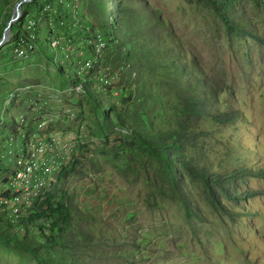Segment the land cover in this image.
<instances>
[{"label": "rangeland", "instance_id": "rangeland-1", "mask_svg": "<svg viewBox=\"0 0 264 264\" xmlns=\"http://www.w3.org/2000/svg\"><path fill=\"white\" fill-rule=\"evenodd\" d=\"M17 1L0 0L3 28ZM142 2L175 35L185 55L183 60L202 78L204 87L212 88V106L221 112L233 110L239 118L220 123L208 116L199 117L186 152L212 172L226 173L241 167L245 174L232 181L231 187H240L245 200L236 202L220 196L219 212L205 198L202 182L182 172V184L199 215L190 213L160 163L138 145L130 144L133 136L123 126H117L107 137L95 135L92 106L76 82H62L57 73L58 64L66 71H85H81V64L90 40L75 36L77 27L67 21L64 26L71 33L62 37L65 29L58 28L51 11L27 29L51 42L59 38L55 46L67 55L60 52L49 61L27 45L23 50L29 57L24 58L15 52L11 31L0 44V76L7 82L6 92H19L6 113L17 116L26 112L28 122L41 120L45 131L50 126L69 132L72 157L77 161L66 178L62 171L58 175L56 171L51 183L37 194L39 198L34 200L37 195H33L23 202L14 218L31 214L39 204L46 208L48 201L60 200L65 193L84 212L74 214L75 222L90 235V241L81 239L83 242L76 244L73 258L78 264H264V46L250 35L228 33L222 21L199 0ZM239 6L264 35V0H240ZM76 8L79 13L81 5ZM29 15L35 13L30 9ZM160 34L164 36L165 30ZM112 58L113 52L107 62L100 58L84 73L92 75L96 92L119 106L130 97L132 110L144 98L140 95L141 101H136L134 92L138 96L139 91H147L143 113L149 114L156 128L174 126L177 98L166 84L169 74L164 67L143 56L133 63ZM130 70L136 72V79L129 77ZM113 71L120 72L119 76L102 82ZM126 124L131 122L126 120ZM3 149L4 145L0 146V153ZM56 181L60 183L54 190ZM9 208L0 205V213L6 214ZM47 221L45 217L35 220ZM11 230L23 233L25 228L14 226ZM0 264L36 263L0 241Z\"/></svg>", "mask_w": 264, "mask_h": 264}, {"label": "trees", "instance_id": "trees-1", "mask_svg": "<svg viewBox=\"0 0 264 264\" xmlns=\"http://www.w3.org/2000/svg\"><path fill=\"white\" fill-rule=\"evenodd\" d=\"M199 1L213 11L222 21L228 33L237 36L250 35L264 46V35L255 29L256 26L251 21L246 19L243 8L239 6L240 0ZM78 4L79 7L81 5L79 13L76 8ZM30 9L35 15H29ZM51 11V19L57 23L58 28L65 29V31L63 30L65 33L61 32L62 37H65L66 32L71 33L64 26L67 21L70 26L77 27L75 36L85 37L86 42L90 40V44L85 42L88 54L84 58L90 57L92 61L86 64L85 71L100 58L107 62L109 55L113 52L112 59L127 60L129 63H133L138 56L150 58L154 63L164 67L169 74L166 84L173 89L177 98L175 125L156 128L149 114L143 113L147 107L144 105L145 97L149 95L147 91H139L138 96L134 92L136 101H141L140 95L144 98L141 104L130 110V97L125 98L124 103L119 106L116 102L105 99L96 92L93 87L92 75H85V71L81 73L76 70L66 71L57 63L60 80L62 82L69 80L80 85L82 96L92 106L95 135L107 137L117 126H123L125 131L133 136V141L130 144L138 145L160 163L166 179L174 188L173 191L190 213L199 215L196 207L193 206L192 198L189 197L182 184L180 178L182 172L191 179L202 182L205 198L219 212H221L218 208L220 196L236 202L245 200L246 195L240 187H235V189L231 187L232 181L245 174L241 167L226 173L212 172L206 165L198 163L193 156H189L186 152V144L191 143L194 138L193 130L199 117L208 116L213 121L220 123L237 121L239 118L235 116L233 110L221 112L212 106L211 99L214 95L212 88L204 87L205 83L202 78L193 72V68L183 60L185 55L182 54L181 46L175 35L164 28L163 21L158 14L142 0H28L23 3L22 16L12 24L11 38L14 40V47L20 49L31 45L39 57H45L52 61L54 56L61 52V49L53 46L47 38H41L36 33L32 34L27 29L31 20L34 21L35 24L32 25L34 26L39 22L40 16ZM2 30L3 27L0 26V37ZM162 30H165L164 36L160 34ZM98 36L102 37L105 42L101 53L96 51L95 43ZM55 39L59 40V38ZM149 41L156 44H149ZM77 50H82V48H77ZM62 53L67 55L66 51H62ZM119 74L120 72L117 71L115 76L117 77ZM131 76H134L135 79L138 77L135 71L130 70L129 77ZM110 80L112 78L107 76L102 82L109 83ZM6 84V80L0 76V105L2 107H4L5 98L10 92H6ZM17 96L12 98V104L7 106V109L13 106ZM17 116L0 113L1 130L3 135H10L14 139H21L24 142L35 123L33 120L28 122L26 117L23 131H19L16 122ZM126 120H129L131 124H126ZM48 130H53V128L48 126ZM76 158L72 157L62 164L63 169L60 167L56 170L57 175L62 171V176L66 178L74 170ZM13 169V162L0 153V177ZM59 183L53 182L54 190ZM38 198L37 195L33 199ZM222 209L225 210L223 206ZM32 210L31 214H26L18 219L8 213H0V241L14 246L36 264H78L73 258L77 251L76 244L84 240L90 241V235L86 232L87 229L75 222L74 214H77L78 211L80 214L84 212L79 210L76 204L70 202L65 193H62L60 200L48 201L46 208L39 204ZM80 214L78 217L85 219ZM41 217L48 220L46 224H44L45 222H35ZM14 226L23 227L25 231L23 233L12 231L11 228ZM30 227H33L37 232H31Z\"/></svg>", "mask_w": 264, "mask_h": 264}, {"label": "built area", "instance_id": "built-area-1", "mask_svg": "<svg viewBox=\"0 0 264 264\" xmlns=\"http://www.w3.org/2000/svg\"><path fill=\"white\" fill-rule=\"evenodd\" d=\"M33 24L35 23L31 20L29 26ZM51 43L54 46L57 40L54 39ZM104 43L103 38L98 36L95 43L97 52L101 53ZM23 49L15 48L16 54L24 58L29 57L28 52ZM85 59L82 61L81 71L86 68V64L92 61L90 57H87L84 64ZM116 74L117 72H113L109 77L114 78ZM18 94V91L13 90L8 93L1 114L6 113L7 106L12 104V98ZM26 117V112L16 117L19 131H23ZM1 123L2 121H0V142H3L0 146L4 145L1 155L13 162L14 169L0 177L3 186L0 190V205L10 206L7 213L14 217L18 214L23 202H28L31 196L38 194L50 182V177L54 172L72 158L73 147L68 140L71 138L69 132L56 129L45 131L46 124L41 120L34 124L24 142L21 139L14 140L9 134H7L9 136L3 135ZM32 134L35 135L32 136Z\"/></svg>", "mask_w": 264, "mask_h": 264}, {"label": "water", "instance_id": "water-1", "mask_svg": "<svg viewBox=\"0 0 264 264\" xmlns=\"http://www.w3.org/2000/svg\"><path fill=\"white\" fill-rule=\"evenodd\" d=\"M28 0H18L16 3L15 12L11 15L9 20L7 21L6 25L2 30V34L0 37V44H2L7 37L9 36V32L11 31L12 24L22 15L23 12V3Z\"/></svg>", "mask_w": 264, "mask_h": 264}]
</instances>
